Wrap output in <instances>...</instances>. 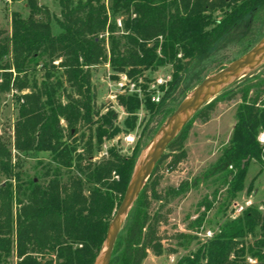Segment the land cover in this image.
<instances>
[{
  "label": "trees",
  "instance_id": "trees-1",
  "mask_svg": "<svg viewBox=\"0 0 264 264\" xmlns=\"http://www.w3.org/2000/svg\"><path fill=\"white\" fill-rule=\"evenodd\" d=\"M27 2L29 16L22 19L13 15L10 36L0 39V61L7 56L12 60V64L0 65V95L12 90L26 92L19 98L14 150L18 154L48 152L57 166L76 174L69 172L65 183L59 172L41 183L32 181L26 198L17 202L15 217L11 213L12 196H20L21 188L0 181V260L11 252L10 232L14 227L17 264H95L131 179L133 162L112 150L107 159L93 162L90 68L107 61L114 73H124L130 80L144 70L164 65H170L175 76L186 73L194 60L217 47L245 16L263 7L264 0H58L61 18L56 23L61 33L57 36L51 34L47 11L38 8L36 0ZM117 19L123 43L114 36L119 31ZM105 38L110 42L108 58ZM43 55L50 66L38 84L29 79V66L38 65ZM55 60H59L57 66L52 64ZM58 70L63 83L60 79L51 81V71ZM59 91L62 95L58 97ZM237 94L240 106L236 122L218 159L220 166L232 169L228 175L234 195L244 189L250 162L261 165L264 157L258 142L259 133L264 131V84H247ZM117 101L132 119H126L124 125L133 126L140 108L137 95L119 96ZM214 109L213 101L192 118L207 122ZM115 120L116 115L108 112L96 127L97 150L103 139L111 140L119 132L113 127ZM190 120L168 144L167 153L139 192L125 219V232L115 242L119 254L112 259L113 247L110 264H142L148 254H163L161 227L167 219L159 210L151 212L152 201L166 204L174 189L164 196L157 192L158 169L169 159L167 168L174 171L186 160L183 144ZM81 128L89 134L84 151L76 154V135ZM14 157L0 139V178L6 181L15 180ZM43 177L46 179L48 173ZM256 228L260 231L259 244L264 246V218L247 209L237 220L225 224L203 252L199 250L192 259L178 264H238L244 248L235 251L234 240L252 234Z\"/></svg>",
  "mask_w": 264,
  "mask_h": 264
},
{
  "label": "rangeland",
  "instance_id": "rangeland-1",
  "mask_svg": "<svg viewBox=\"0 0 264 264\" xmlns=\"http://www.w3.org/2000/svg\"><path fill=\"white\" fill-rule=\"evenodd\" d=\"M36 4L38 8H44L50 16L51 34L59 35L61 30L56 23V20L61 18L58 0H36ZM29 12L27 0H0V39L10 36L13 15L26 19ZM39 18L38 15L36 19ZM117 23L119 31L114 36L123 43L121 39L123 33L118 19ZM262 38H264V6L245 16L217 47L202 58L194 60L186 73L175 76L172 67L164 65L154 70H144L141 75L130 80L124 73H114L107 61L92 66L89 71L93 99L91 119L95 122L91 134L94 149L93 162L107 159L108 152L112 150L122 158H130L133 162V171L137 170L144 161L143 154L152 152L156 141L163 135L164 127L172 120L180 105L188 100L208 78L240 59ZM109 44V40L105 38L107 58ZM156 53L160 56L159 49ZM7 62L12 64L10 56L4 57L0 65ZM58 63L59 60H55L52 64L57 66ZM49 66L46 55L41 56L38 59V65L29 66L31 70L28 74L29 79H34L39 84L45 69ZM11 72H13L12 69ZM51 72L53 73L52 82L60 79L61 71ZM246 76L249 79L243 83V78ZM60 80L63 83V78ZM255 82L264 84V63L247 70L208 99L207 104L215 102V109L207 122L197 118L190 120L184 134L183 146L187 154L184 162L174 171H169L167 168L169 159L159 166L160 181L157 192L164 196L169 194L170 189H174L173 197L167 198L166 204L152 201L151 207L152 213L159 210L160 214L167 219V223L161 227V234L165 238L164 252L160 257L148 254L142 264H178L179 261L192 259L199 250L203 252L210 241L222 231L225 224L242 216H234L235 204L243 205L250 200L252 207L249 209L256 210L264 218V157L261 165L250 162L244 189L236 195L231 190L232 178L228 175L232 171L231 167H222L218 164L220 154L227 147L236 122V113L240 106V97L237 92L245 85ZM63 88L66 93H70L66 84H63ZM24 93L26 92L17 93L12 90L0 95V139L12 155L16 156L12 159V163L17 165L14 171L17 176L15 180L6 181L1 177L0 181L2 184L8 182L14 188L18 186L21 188L20 196L16 194L12 196V217H15L18 200L26 198L32 181L41 183L49 180L54 172H59L62 183H65L70 175L69 172L76 174L75 171L57 166L48 152L34 151L18 154L14 150V124L19 114L20 94ZM135 94L140 102V108L136 111L134 125L128 127L124 125V121L129 119L131 122L132 119L125 109L119 106L117 97H131ZM60 95H62L61 91L57 93L58 97ZM60 100L62 103L66 101L63 97H60ZM150 105L153 107L149 108ZM108 112L116 115L113 127H117L119 132L111 140L103 139L100 149L97 150L94 131ZM60 123L61 126H65L63 121ZM81 134L84 136L81 137ZM88 134V131L83 128L78 130L75 143L76 154H82L84 151ZM260 135H264V131L259 133L258 139ZM128 137L133 138L132 143L125 140ZM260 145L264 148V143ZM166 153L167 151L164 152ZM46 173L48 177L44 179L43 176ZM115 179L118 180V177L116 176ZM126 225L127 220L121 227L119 237L123 236ZM208 232L211 234L210 237H207ZM180 235L185 238H179ZM14 236L13 227L10 232L11 252L7 258L0 260V264L18 263ZM259 240L258 228L252 234L234 240L235 251L244 248V254L239 255L238 264L264 263V246L259 244ZM118 254V244H115L112 259L116 260ZM233 259L234 256L231 254L230 260ZM201 261L204 262L202 259Z\"/></svg>",
  "mask_w": 264,
  "mask_h": 264
},
{
  "label": "water",
  "instance_id": "water-1",
  "mask_svg": "<svg viewBox=\"0 0 264 264\" xmlns=\"http://www.w3.org/2000/svg\"><path fill=\"white\" fill-rule=\"evenodd\" d=\"M264 38L240 59L229 64L218 74L208 78L198 87L192 96L180 105L172 120L163 129V135L153 146L152 152L144 157L141 166L133 171L124 197L109 224L106 239L95 264H110L111 253L121 230V227L131 210L139 192L148 181L155 165L160 160L167 146L180 133L184 125L192 118L197 110L207 104L219 90L224 89L233 79L242 76V71L247 67H257L264 63ZM168 127H170L169 130Z\"/></svg>",
  "mask_w": 264,
  "mask_h": 264
},
{
  "label": "built area",
  "instance_id": "built-area-1",
  "mask_svg": "<svg viewBox=\"0 0 264 264\" xmlns=\"http://www.w3.org/2000/svg\"><path fill=\"white\" fill-rule=\"evenodd\" d=\"M125 140L129 141L130 143L133 142V138H130V137L126 138ZM258 141L263 144L264 143V135H260ZM250 207H252V202L250 200L246 201L243 205L235 204V206H234V216L242 215L243 212L245 210L249 209ZM210 236H211V234H210V232H208L207 233V237H210Z\"/></svg>",
  "mask_w": 264,
  "mask_h": 264
},
{
  "label": "bare ground",
  "instance_id": "bare-ground-1",
  "mask_svg": "<svg viewBox=\"0 0 264 264\" xmlns=\"http://www.w3.org/2000/svg\"><path fill=\"white\" fill-rule=\"evenodd\" d=\"M263 58H264V56H263ZM249 69H251V67H247V68H245L243 71H242V74L244 73V72H246L247 70H249ZM170 129V127H168V129L167 130H169ZM147 154V153H146ZM145 154V155H146ZM144 154H143V158H144V156H145Z\"/></svg>",
  "mask_w": 264,
  "mask_h": 264
}]
</instances>
